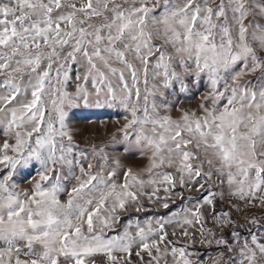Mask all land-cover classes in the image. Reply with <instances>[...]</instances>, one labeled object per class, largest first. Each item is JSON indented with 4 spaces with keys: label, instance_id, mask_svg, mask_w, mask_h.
<instances>
[{
    "label": "snow or ice",
    "instance_id": "1",
    "mask_svg": "<svg viewBox=\"0 0 264 264\" xmlns=\"http://www.w3.org/2000/svg\"><path fill=\"white\" fill-rule=\"evenodd\" d=\"M188 76L208 78L198 110L161 114L155 93ZM93 94L128 113L113 142L135 144L140 171L74 140L68 109ZM250 209L264 210V0H0V264H264Z\"/></svg>",
    "mask_w": 264,
    "mask_h": 264
},
{
    "label": "rangeland",
    "instance_id": "2",
    "mask_svg": "<svg viewBox=\"0 0 264 264\" xmlns=\"http://www.w3.org/2000/svg\"><path fill=\"white\" fill-rule=\"evenodd\" d=\"M76 69L71 70V79L66 85V90L69 93L76 91ZM151 87V82L149 84ZM91 89V85H88ZM143 83L141 89L143 90ZM209 92V82L207 76L202 79L196 76H188L184 79L183 83L175 81L168 88H163L155 93L157 103H165L167 107H160L158 111L161 114H168L172 119H178L182 111H197L202 98ZM128 113L122 106L104 104L103 102L97 103V98L93 94L88 96L87 99H78L75 101L74 106L68 109L67 123L74 133V140L78 143L80 148L88 149L91 152L93 145L97 150L103 148V155L109 158V163L113 160H118L123 169H131L134 172L140 171L147 165V158L140 155L135 147V144L129 145L124 142L120 135L113 136L123 123L126 122ZM93 163L96 158L90 155L89 157ZM35 174V170L31 173L25 172L24 175L18 176V180L23 182L19 184L20 188H28L30 186L31 175ZM122 175V173H121ZM187 195V193H186ZM195 195V193H193ZM65 197H61L64 199ZM221 208L227 210V200ZM160 214H163V209H158ZM255 214L257 217L264 216V210L250 209L248 210ZM248 214L246 211L239 213L232 212L233 219L236 222L247 224L245 216ZM211 225H209L210 227ZM245 227L237 228V231L247 234ZM244 230V231H243ZM253 231L257 229L253 228ZM228 229H225L227 234ZM196 247H200L199 244ZM203 250V249H202Z\"/></svg>",
    "mask_w": 264,
    "mask_h": 264
},
{
    "label": "trees",
    "instance_id": "3",
    "mask_svg": "<svg viewBox=\"0 0 264 264\" xmlns=\"http://www.w3.org/2000/svg\"><path fill=\"white\" fill-rule=\"evenodd\" d=\"M239 225H242L241 223L237 222ZM247 223V222H246ZM243 227H245V231H249L250 225L248 224H243ZM238 229H241V227H238ZM244 231V230H243Z\"/></svg>",
    "mask_w": 264,
    "mask_h": 264
}]
</instances>
